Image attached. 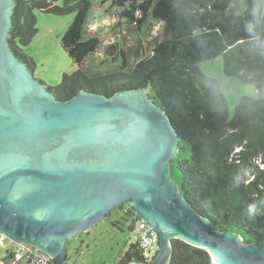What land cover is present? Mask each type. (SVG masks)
I'll list each match as a JSON object with an SVG mask.
<instances>
[{
  "label": "water",
  "instance_id": "water-1",
  "mask_svg": "<svg viewBox=\"0 0 264 264\" xmlns=\"http://www.w3.org/2000/svg\"><path fill=\"white\" fill-rule=\"evenodd\" d=\"M17 0H0V232L67 264L69 243L123 206L158 235L150 264L173 241L212 264H264V246L218 230L170 176L180 138L150 87L57 100L12 49Z\"/></svg>",
  "mask_w": 264,
  "mask_h": 264
},
{
  "label": "trees",
  "instance_id": "trees-1",
  "mask_svg": "<svg viewBox=\"0 0 264 264\" xmlns=\"http://www.w3.org/2000/svg\"><path fill=\"white\" fill-rule=\"evenodd\" d=\"M62 1L17 0L9 38L15 54L28 62L21 48L38 34L36 10L74 14L62 46L79 69L63 75L57 87H48L51 94L64 102L81 91L111 97L150 87L176 129L180 151H190L177 168L184 199L218 230L264 246V170L259 167L264 161V0ZM107 3L122 9L136 30L146 28L150 34L158 28V34L140 46L136 57L143 59L133 67L120 52L119 69L88 75L83 65L108 39L89 28V19ZM218 57L224 59L226 76L255 86L262 95L259 100L241 98L232 119L219 81L199 69ZM120 212L140 220L128 206ZM141 259L131 245L117 264ZM170 264H212V259L208 251L174 240Z\"/></svg>",
  "mask_w": 264,
  "mask_h": 264
},
{
  "label": "rangeland",
  "instance_id": "rangeland-1",
  "mask_svg": "<svg viewBox=\"0 0 264 264\" xmlns=\"http://www.w3.org/2000/svg\"><path fill=\"white\" fill-rule=\"evenodd\" d=\"M57 4L62 5L63 1L57 0ZM109 5L107 3L97 7L89 19V28L108 36V39L83 65L82 68L88 75L119 69L121 59H117V55L120 52L126 53L129 64L133 67L143 59L136 57L140 46L151 42L158 34V28L150 34L146 28L136 30L122 16V9H111ZM35 16L38 34L28 47L21 48V52L32 67L34 78L54 88L61 83L63 75H72L79 69L62 46V37L73 23L75 15L55 16L36 10ZM199 69L207 77L219 81L222 93L228 101L230 119L234 117L241 98H262L255 86L242 84L238 79L226 76L223 57L203 62L199 64ZM239 151L240 149H237L235 152ZM189 158V149L179 151L177 158L170 164L171 179L178 186L181 183L177 170L178 161ZM259 167L264 170V161L259 162ZM135 241L134 232L125 223L124 215L120 210H116L96 227L69 243L67 264H117ZM8 245L11 249L13 242L9 240ZM4 254L5 251L0 248V263Z\"/></svg>",
  "mask_w": 264,
  "mask_h": 264
},
{
  "label": "built area",
  "instance_id": "built-area-1",
  "mask_svg": "<svg viewBox=\"0 0 264 264\" xmlns=\"http://www.w3.org/2000/svg\"><path fill=\"white\" fill-rule=\"evenodd\" d=\"M132 227L136 239L132 245L141 252L142 259L139 262L132 261L131 264H150L158 250V235L142 220L134 222ZM9 240L12 241L0 232V248L5 251L0 264H51L50 258L34 247L12 241L10 249Z\"/></svg>",
  "mask_w": 264,
  "mask_h": 264
},
{
  "label": "flooded vegetation",
  "instance_id": "flooded-vegetation-1",
  "mask_svg": "<svg viewBox=\"0 0 264 264\" xmlns=\"http://www.w3.org/2000/svg\"><path fill=\"white\" fill-rule=\"evenodd\" d=\"M19 58L22 59L21 57H19ZM22 60H24V59H22ZM124 221L128 225V227L130 228L134 224V222L137 221V217L136 216L135 217H133V216H131V217L124 216ZM70 244H71V242H70Z\"/></svg>",
  "mask_w": 264,
  "mask_h": 264
},
{
  "label": "bare ground",
  "instance_id": "bare-ground-1",
  "mask_svg": "<svg viewBox=\"0 0 264 264\" xmlns=\"http://www.w3.org/2000/svg\"><path fill=\"white\" fill-rule=\"evenodd\" d=\"M141 220V219H140ZM46 255V254H45ZM48 256V255H47ZM49 258H50V256H48ZM50 260H51V258H50ZM51 262H52V260H51Z\"/></svg>",
  "mask_w": 264,
  "mask_h": 264
}]
</instances>
